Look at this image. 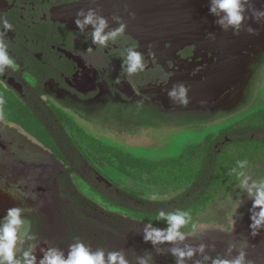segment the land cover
I'll use <instances>...</instances> for the list:
<instances>
[{
    "label": "flooded vegetation",
    "instance_id": "flooded-vegetation-1",
    "mask_svg": "<svg viewBox=\"0 0 264 264\" xmlns=\"http://www.w3.org/2000/svg\"><path fill=\"white\" fill-rule=\"evenodd\" d=\"M79 1L83 0H0V16L8 18L13 25L12 32L7 33L9 52L19 65L18 71L9 70L0 76L7 84L6 88H0V111L9 120L29 122L38 128L31 130L0 121V218L11 207L32 209L28 214L31 231L40 241H48L61 249L51 221L57 196L49 193L45 182L40 183L44 170L37 168L51 157L55 162L66 159L65 148L75 146L65 118L69 116L75 124L88 126V130L95 133L111 132L103 119L107 114L117 113L133 124L131 130L156 128L173 112L185 114V117L190 112L232 105L244 91L227 104H216L235 95L243 78L245 87L247 76L256 75L264 64V21L257 24L254 20L247 21L246 26L250 24L256 29L255 35L247 31L233 35L216 25L214 38L209 39L199 30L193 31L195 41L181 47L166 44L160 48L128 35L129 39L116 45L110 43L108 49L96 50L90 35L86 41L79 29L61 21L64 9ZM199 2L198 21L204 15L211 17L209 0ZM255 7L264 8V0H255ZM0 31H3L2 26ZM186 35L189 33H178L180 38ZM130 43H136L140 51L154 55L146 56L147 66L143 73L129 78L121 73L120 56ZM89 47L93 48L92 52L87 51ZM165 76L169 78L167 84L164 83ZM180 82L189 88L191 102L186 107L173 103L165 91ZM11 110V114L5 113ZM94 126L100 129H94ZM42 133L52 145L34 138ZM242 135L244 133L234 132L219 137L214 141V154H221L227 144ZM27 136L37 141L41 156L30 151L32 144ZM261 136L264 135L251 134L252 138ZM60 154L61 159L58 158ZM243 204L235 217V231H222L220 225L209 227L208 231L192 236L195 240L189 242H203L209 246L211 255L227 256L229 241L246 239L248 257L256 264H264V230L255 238L250 235L252 201ZM212 231H220L222 235L205 234ZM141 246L142 250H137L139 255L151 253L154 264H175L167 245L161 246L163 254H156L150 243L144 242Z\"/></svg>",
    "mask_w": 264,
    "mask_h": 264
},
{
    "label": "rangeland",
    "instance_id": "rangeland-1",
    "mask_svg": "<svg viewBox=\"0 0 264 264\" xmlns=\"http://www.w3.org/2000/svg\"><path fill=\"white\" fill-rule=\"evenodd\" d=\"M242 91L246 96L241 94L232 105L187 113L199 120H182L185 114L173 112L158 127L147 130H131L133 124L130 125L118 113L105 115L104 124L107 123L109 126L106 127L112 131L104 133L90 132L88 126L75 124L69 116L65 118L75 146L65 148L66 159L55 162L51 157L37 168L44 170L40 183L45 182L49 193L57 196V207L52 209L51 216L57 244L67 251L68 245L78 237L93 249L124 250L134 264L135 253L139 255L142 250L144 241L141 234L147 221L126 213L128 208L119 202L127 205L138 202L126 191L146 199L150 192H159L168 200L179 196L185 191L183 186L198 173L207 147L221 133L237 127L263 126L264 64L256 75L247 76ZM6 112L11 114L13 111ZM6 122L31 130L37 128L24 121L6 118ZM116 126L124 130L118 131ZM93 128L100 129L97 126ZM34 138L52 145L43 133ZM237 145L224 149V155L218 161L220 174L228 173L227 158L238 149ZM58 158H63L62 154ZM250 171L264 176V157L257 159ZM220 179L222 186L227 187L228 184L229 191L222 193L225 188L211 195L217 197L195 217L206 231L209 227H226V215L231 209V203L226 200L228 196L233 200L242 197L244 202L250 201L240 192L236 180L222 175ZM231 182L236 184L231 187ZM167 187L171 189L166 191L164 188ZM215 233L218 237L222 235L220 231L205 234ZM192 240L195 238L191 237L189 241Z\"/></svg>",
    "mask_w": 264,
    "mask_h": 264
},
{
    "label": "clouds",
    "instance_id": "clouds-1",
    "mask_svg": "<svg viewBox=\"0 0 264 264\" xmlns=\"http://www.w3.org/2000/svg\"><path fill=\"white\" fill-rule=\"evenodd\" d=\"M209 15L215 17V24L222 31H231L233 35H239L247 31L250 35L257 34V30L246 22L254 20L257 24L264 21V8L255 7V0H209ZM250 13V15H249ZM135 17V12H130ZM112 21L118 27L111 28L108 18L101 15L96 8L80 9L74 20L79 32L91 37V44L96 50L108 49L110 43L118 44L121 40L129 39L128 24L123 17L113 15ZM0 76L9 70L18 71L19 65L9 52L7 33L12 32L13 25L8 18L0 16ZM91 26V30H89ZM208 38H214L215 34L209 32ZM88 52L93 48L89 47ZM152 52H142L136 43L127 44L121 52V73L126 77L139 75L145 71L147 66L146 56H152ZM164 83H169L165 76ZM5 81L0 80V88H6ZM168 98L173 103L187 106L191 100L189 88L183 82L173 84L170 89H165ZM3 111H0V121H5ZM251 165L247 159L237 160L236 166L230 170L240 192L252 201L249 209L250 235L255 238L264 230V176L251 173ZM147 199L159 202L165 197L159 192H150ZM226 200L231 203V209L227 212L226 229L229 233L235 231L236 215L244 200L237 197L235 200L228 196ZM32 209L23 207H11L6 214L0 218V264H132L124 250H109L104 248L93 249L89 244L77 238L68 245L67 251L52 246L48 241H40L31 231L28 214ZM242 215V214H241ZM156 222H163L166 227H158ZM204 228L200 221L195 219L190 211L176 209L164 211L161 209L154 217H150L144 223L142 238L147 244L150 243L156 254H163L164 248L168 246V253L174 258L175 264H256L248 257L246 239L228 242V254L213 256L208 251V245L203 242L190 243L189 240L197 232ZM43 245V246H42ZM233 253H235L233 255ZM135 264H154L151 253L137 255L134 257Z\"/></svg>",
    "mask_w": 264,
    "mask_h": 264
},
{
    "label": "water",
    "instance_id": "water-1",
    "mask_svg": "<svg viewBox=\"0 0 264 264\" xmlns=\"http://www.w3.org/2000/svg\"><path fill=\"white\" fill-rule=\"evenodd\" d=\"M200 0H83L74 3L64 10L61 20L70 27L77 28L74 23L76 13L80 9L96 8L101 15L108 18L110 27H118L112 21L113 15L123 17L128 24V35L139 40L163 48L166 44L188 45L195 41L193 31L207 35L216 28L215 17L204 15L198 21L197 10L201 8ZM135 12V17L129 15ZM200 27V28H198ZM91 29V26H89ZM179 34L189 33L184 38ZM199 33V32H198Z\"/></svg>",
    "mask_w": 264,
    "mask_h": 264
},
{
    "label": "trees",
    "instance_id": "trees-1",
    "mask_svg": "<svg viewBox=\"0 0 264 264\" xmlns=\"http://www.w3.org/2000/svg\"><path fill=\"white\" fill-rule=\"evenodd\" d=\"M183 120L193 121L199 120L195 116H185L182 117ZM234 132L244 133L241 138H236L231 144H227L226 147L236 145L238 143V149L235 152L228 155L229 165L226 169L227 174H220L218 171L219 168V158L224 155L223 148L221 154H214L213 146L214 141L223 135L232 134ZM263 134L264 135V126H247L241 127L239 129H230L223 133H221L216 139H214L209 146L207 147L205 153L202 156L201 163L199 166V171L196 174L195 178H191V180L183 186L184 192L179 194V196H174L172 198L164 199L159 202H154L149 199L143 198V196L136 195L134 193H130L126 191L129 195L133 196L138 202L134 205H127L124 202H119V204H124L128 208L126 213L131 214L138 220H145L148 222L150 217H154L155 214L163 209L164 211H174L176 209H184L191 212L193 217L195 218L198 213L206 206L209 202L212 201L217 196H211L218 192L219 190H223L222 193L229 191L228 184L227 187L221 185L220 177L227 176L228 179L235 180L233 175H230V170L236 166L237 160L247 159L252 166L255 164L257 159L264 157V136L260 138H252L251 134ZM242 142V143H240ZM241 144V145H240ZM254 147H262L263 150H249V148ZM258 155V157L256 156ZM262 156V157H261ZM219 175V176H218ZM220 179V180H219ZM236 183H229V186H233ZM166 187V186H165ZM166 191L170 190L169 187L164 188ZM125 191V190H124ZM166 194V193H165ZM118 204V203H117ZM125 214V213H123ZM114 216H111L113 218ZM153 223L160 227H166L163 222H156L153 220Z\"/></svg>",
    "mask_w": 264,
    "mask_h": 264
},
{
    "label": "bare ground",
    "instance_id": "bare-ground-1",
    "mask_svg": "<svg viewBox=\"0 0 264 264\" xmlns=\"http://www.w3.org/2000/svg\"><path fill=\"white\" fill-rule=\"evenodd\" d=\"M243 87H244V78L240 81V83L238 84V87H237V90H236V93H235V95H229V96H227L225 99H223L222 101H220V103H218V104H216L217 106H221V105H224V104H227L228 102H231V101H233V100H235L236 99V96L238 97V94H240L241 93V91H242V89H243ZM216 107V106H215ZM27 138L29 139V142H31V144L32 145H30V151L33 153V154H35V155H37V156H41V152H40V149H39V147H38V143H37V141L33 138V137H31V136H27ZM43 154H47V152L46 151H44L43 152ZM42 154V156L44 157V158H46L45 157V155H43ZM43 158V159H44Z\"/></svg>",
    "mask_w": 264,
    "mask_h": 264
}]
</instances>
